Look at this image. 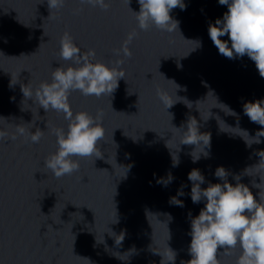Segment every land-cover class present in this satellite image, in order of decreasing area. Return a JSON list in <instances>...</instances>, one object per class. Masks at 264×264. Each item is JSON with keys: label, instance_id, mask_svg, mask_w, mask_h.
I'll use <instances>...</instances> for the list:
<instances>
[{"label": "water", "instance_id": "water-1", "mask_svg": "<svg viewBox=\"0 0 264 264\" xmlns=\"http://www.w3.org/2000/svg\"><path fill=\"white\" fill-rule=\"evenodd\" d=\"M183 2L186 10L170 13L177 30L167 32L138 27V0L129 6L127 0H105L107 11L80 0H64L58 9H49L48 0H0V130L16 136L0 141V264H173L171 250L174 264L186 262L191 218L206 203L191 200L193 169L206 188L223 183L214 175L223 167L229 183L235 185L239 175L259 199L253 182L259 184L264 171L254 166L264 136L260 143L251 140L261 126L243 106L264 100V78L247 55L229 59L211 41L209 25L223 18L226 5ZM133 31L131 57L115 55ZM65 32L82 54L95 50L93 62L113 66L122 59L118 70L125 75L111 95L71 92L73 114H101L105 134L99 157H73L78 171L57 178L45 161L57 151L53 129L67 132L69 122L63 113L40 108L34 92L51 82L60 65L74 66L59 56ZM27 84L32 99L22 92ZM161 94L176 103L166 109ZM195 120L199 133L210 136V148L183 144ZM37 128L44 134L32 143L28 133ZM169 175L174 179L165 187ZM173 197L184 206L172 203ZM240 251L237 246L218 259L236 264Z\"/></svg>", "mask_w": 264, "mask_h": 264}, {"label": "clouds", "instance_id": "clouds-1", "mask_svg": "<svg viewBox=\"0 0 264 264\" xmlns=\"http://www.w3.org/2000/svg\"><path fill=\"white\" fill-rule=\"evenodd\" d=\"M80 2L93 7L99 6L104 11L110 7L105 0ZM127 3L129 6L130 0H127ZM138 3L140 10L134 13L141 30H147L151 25L167 32L177 30L178 21H175L170 13L177 7L182 11L186 10L183 0H138ZM218 3L226 5L228 10L222 19H217L214 24L209 25L208 35L214 46L221 55L229 59L247 55L255 63L259 75L264 78V0H218ZM63 4L64 0H48L49 9H58ZM136 35L135 31L129 33L121 48L114 50L115 55L120 56L122 53L124 57L130 58L132 53L128 46ZM224 36L228 37L227 41L221 39ZM95 55L94 49L82 54L73 37L65 32L60 40L59 56L64 61H72L74 66L65 68L60 65L53 70L51 82H41L34 92L35 102L40 108L46 113L50 109L63 113L65 120L69 122L67 132L63 129H53L58 147L45 161V166L57 178L78 171L79 163L73 157H99L98 142L105 134L100 123L101 114L96 117L86 111L73 114L69 103L71 92L79 90L83 96L97 98L105 94L111 95L118 87V81L125 75L122 70H118L124 63L122 59L109 66L103 62H93ZM22 92L25 98L32 99L33 90L29 84L23 86ZM160 99L166 109L176 103L167 95L161 94ZM243 109L251 122L261 126V130L251 138L253 142L260 143L259 138L264 136V100L247 102ZM25 131L24 127L16 128L19 135H24ZM185 132L187 138L183 144L197 146L202 142L205 147L210 148V136L207 135L205 139V134L199 133L196 120L195 127L189 130L187 126ZM243 132L248 136L246 131ZM43 134L44 131L39 128L28 133L32 143H39ZM8 138L15 140L16 136L9 137L5 130H0V141ZM245 142L248 146L253 143L246 139ZM203 154L205 157L209 155L208 152ZM257 154L260 161L254 167L264 171V150ZM198 159L199 156L193 162ZM173 166H178L176 158ZM214 175L223 183H209L206 188H201L205 178L200 170L193 169L188 173V180L192 182V202L196 204L203 199L206 203L199 214L191 218V231L188 233L191 236V259L182 261L181 264H221L218 255H231V250L237 246L241 251L236 264H264V179L260 177L259 184L253 182V187L260 189L257 199L247 185L240 183L239 175L234 177L237 181L235 185L228 182V172L223 167H218ZM173 179L169 175L167 180L163 181L164 186ZM171 199L177 206H184L183 202L175 197ZM188 215L191 217L190 212ZM123 239L124 235L115 241L116 244L120 245ZM175 256L176 253L171 250L168 262L174 264Z\"/></svg>", "mask_w": 264, "mask_h": 264}]
</instances>
